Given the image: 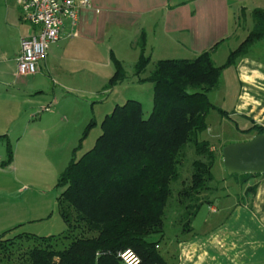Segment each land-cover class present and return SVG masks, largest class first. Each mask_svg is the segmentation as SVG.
<instances>
[{
	"label": "crops",
	"instance_id": "crops-1",
	"mask_svg": "<svg viewBox=\"0 0 264 264\" xmlns=\"http://www.w3.org/2000/svg\"><path fill=\"white\" fill-rule=\"evenodd\" d=\"M22 1L0 0V90L17 92L12 99L22 108L18 113L26 115L23 104L31 106L27 131L15 136L13 145L6 136L14 151L11 165L2 166L0 152V235L18 227L37 236L34 224L53 216L54 207L52 213L38 211L44 208L36 205L39 198L30 205V195L57 188L90 123L73 130V121L62 118L93 117L91 103L104 101L96 90L109 95L105 87L114 74L112 56L124 65L127 59L136 63L144 34L153 64L192 60L213 49L214 63L222 66L253 29V11L264 10V0H91V7L78 10L75 23L65 21L61 40L51 46L39 72L20 75L21 40L34 32L22 17ZM24 88L29 93H21ZM33 93L35 100L28 98ZM211 94V102L227 112L220 116L222 127L232 124L256 137L249 130L264 129V42L225 69L210 100ZM72 96L77 102L69 100ZM224 146L215 148L217 161L223 162ZM224 183L226 193L216 202L208 200V211L202 205L188 231L175 223L172 236H167L164 221L158 251L165 264H264V174Z\"/></svg>",
	"mask_w": 264,
	"mask_h": 264
},
{
	"label": "trees",
	"instance_id": "trees-1",
	"mask_svg": "<svg viewBox=\"0 0 264 264\" xmlns=\"http://www.w3.org/2000/svg\"><path fill=\"white\" fill-rule=\"evenodd\" d=\"M252 17L253 29L222 66L214 63L212 49L192 60L158 61L144 77L151 59L143 34L137 44L140 56L134 65V78L153 85L150 116L145 119L143 105L136 100L117 106L103 120L95 146L77 160V150L95 125L91 121L56 185L63 190L58 210L67 230L50 237L21 233L9 238L16 227L0 235V251L27 238L33 244L28 245L25 264H121L119 254L126 250H132L141 264H165L158 251L160 240L152 237L164 236L165 216L174 195L172 184L181 179L188 150L195 159L190 179L183 180L177 191L180 214L176 223L188 231L191 220L208 203L205 197L212 190L218 154L201 135L208 130L207 118L212 111L227 115L209 95L219 88L225 69L236 65L255 44L264 42V10L255 9ZM112 63L114 74L105 91L128 80L125 65L114 56ZM253 130L257 135L264 131L255 127L249 132ZM13 159V147L7 141L2 166L8 167ZM255 175L233 177L246 181ZM57 241H63V248L54 244ZM0 264L10 263L0 257Z\"/></svg>",
	"mask_w": 264,
	"mask_h": 264
},
{
	"label": "rangeland",
	"instance_id": "rangeland-1",
	"mask_svg": "<svg viewBox=\"0 0 264 264\" xmlns=\"http://www.w3.org/2000/svg\"><path fill=\"white\" fill-rule=\"evenodd\" d=\"M241 33H244V30H241ZM134 65L135 63L129 59L126 60V70L128 73V80L119 85L118 88L115 90L109 91V95L106 94H100L103 93L101 89L96 90V97L102 96L104 97V101L96 102L95 104H92V107H94V110L92 112V109L89 107L90 112L93 113L92 118H62L65 121L70 119L73 121V130L78 125L79 128L81 126L85 127L89 122L94 121L95 125L88 133L87 137L84 139L81 149L77 150L75 154V159H80L86 152L90 151L97 141V139L102 134V122L105 119L107 115L112 114L114 109L117 107V104L119 106L124 105L128 100H136L142 103L143 105V112L144 117L147 119L153 109V99H154V93H153V85L150 82L146 83H137L134 78ZM154 69V64L151 63L148 67L147 73L144 75V77H147L150 72ZM99 79V77H97ZM29 90L24 88L21 93H29ZM17 92L11 88L9 89V92L0 90V136H7L8 139L11 141L12 145L14 142V137L19 135H23L25 131H27L26 128V122L30 119V115H28V111H30V105L23 104L25 112L27 111V114L25 115L23 112L18 113L17 109L19 107V103L17 100L12 99V96L16 94ZM77 92H75V95ZM214 94V93H213ZM211 94V101L215 103L214 95ZM29 95V94H27ZM37 95L35 93L29 95V99H37ZM129 97V98H128ZM76 100L75 96L70 97L69 100ZM119 102H116L118 101ZM107 100V101H106ZM77 102V101H75ZM82 101L79 103L81 104ZM19 109H22L19 107ZM81 112V111H79ZM46 114V113H45ZM221 115L217 111H212L207 118L208 123V130L205 131L201 135L202 140H207L211 143L213 150L215 148H221L223 145H229V144H239L244 143L252 140L251 136H248L246 133L238 132L234 129V125L228 124L225 127H222L219 124V120ZM39 120V119H38ZM38 120L32 121V122H38ZM69 121V120H68ZM18 136V137H19ZM1 139L0 138V152H3L4 159L6 155V143L9 140L7 138ZM74 156V155H73ZM194 154L192 150H188L187 156L184 160L183 166L181 168V179L172 184V189L174 191L173 197L169 200V206L166 212L165 216V232L166 235L172 236L174 225L178 219V215L180 214L179 207L177 205V191L181 188V182L183 180H189L191 176V164L194 160ZM213 175H214V181L210 184V187L212 190L207 193L205 199L211 200L213 202H216L217 198L224 195L226 193V190H223L224 188V180H234L233 176H229L224 169L222 160L216 161L214 168H213ZM33 191V190H32ZM31 191V193H33ZM41 191L44 192L41 196ZM62 189L55 188L52 192L48 193L47 191L43 190H36L34 192L32 200L29 201L31 203L30 205H35L36 198H39V202L36 205H43L44 208L38 209V211H49V213H52V209L54 207V214L53 216L43 223L34 224L35 228L32 231L38 232L39 237H50V236H57L63 234L67 230V226L65 225V222L63 221L59 210H58V198L60 197V194L62 193ZM203 210L208 211V205L205 203L203 206ZM33 229V228H32ZM31 230L28 229H21L17 230L16 232L10 234L8 237H13L17 234L25 233ZM162 237L160 236H153L152 240H161ZM33 240V239H32ZM18 243H13L7 245L5 247V250L0 251V257L3 258L5 262H9L10 264H25L26 262V254L29 251L28 245H32L33 243H30L27 238L21 239V241H16ZM32 242V241H31ZM66 244H68V241H64ZM39 245L42 243L38 242ZM63 241H57L54 244L63 248L62 246ZM46 243L41 244L40 246H45ZM34 247V246H33Z\"/></svg>",
	"mask_w": 264,
	"mask_h": 264
},
{
	"label": "built area",
	"instance_id": "built-area-1",
	"mask_svg": "<svg viewBox=\"0 0 264 264\" xmlns=\"http://www.w3.org/2000/svg\"><path fill=\"white\" fill-rule=\"evenodd\" d=\"M81 7H91V0L22 1V17L33 26L34 32L21 40L18 74L36 75L39 72L40 62L46 58L51 46L61 40L65 21L75 23ZM119 257L121 264H141V259L132 250L122 252Z\"/></svg>",
	"mask_w": 264,
	"mask_h": 264
},
{
	"label": "water",
	"instance_id": "water-1",
	"mask_svg": "<svg viewBox=\"0 0 264 264\" xmlns=\"http://www.w3.org/2000/svg\"><path fill=\"white\" fill-rule=\"evenodd\" d=\"M222 157L229 176L264 174V131L248 142L224 146Z\"/></svg>",
	"mask_w": 264,
	"mask_h": 264
}]
</instances>
